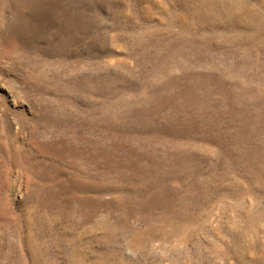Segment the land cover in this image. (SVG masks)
<instances>
[{"label": "rangeland", "instance_id": "1", "mask_svg": "<svg viewBox=\"0 0 264 264\" xmlns=\"http://www.w3.org/2000/svg\"><path fill=\"white\" fill-rule=\"evenodd\" d=\"M0 264H264V0H0Z\"/></svg>", "mask_w": 264, "mask_h": 264}]
</instances>
